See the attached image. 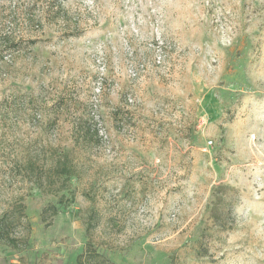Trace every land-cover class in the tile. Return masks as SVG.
Returning a JSON list of instances; mask_svg holds the SVG:
<instances>
[{"label":"rangeland","instance_id":"374dc122","mask_svg":"<svg viewBox=\"0 0 264 264\" xmlns=\"http://www.w3.org/2000/svg\"><path fill=\"white\" fill-rule=\"evenodd\" d=\"M0 220V264H264V0H0Z\"/></svg>","mask_w":264,"mask_h":264},{"label":"trees","instance_id":"16d2710c","mask_svg":"<svg viewBox=\"0 0 264 264\" xmlns=\"http://www.w3.org/2000/svg\"><path fill=\"white\" fill-rule=\"evenodd\" d=\"M62 171H65V172H68V175H71L72 174V171L71 169L68 167V166H64ZM70 176H67V178H69ZM61 198L64 197V195L60 196ZM60 198V202H62L63 200H61ZM25 204L24 203H20L18 206H17V210L18 213L21 215V216H25ZM54 213H57V208L54 207ZM213 218L215 219H219V214L214 210V213H213ZM10 222H8L7 220H0V242H5V243H8V244H13L12 242L14 241V239L12 238V236L10 235Z\"/></svg>","mask_w":264,"mask_h":264}]
</instances>
